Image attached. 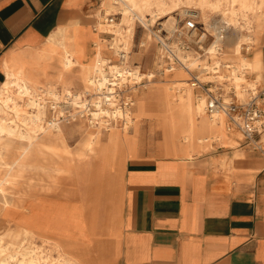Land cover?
<instances>
[{
	"label": "crops",
	"instance_id": "crops-1",
	"mask_svg": "<svg viewBox=\"0 0 264 264\" xmlns=\"http://www.w3.org/2000/svg\"><path fill=\"white\" fill-rule=\"evenodd\" d=\"M115 5L114 0H0V87L7 61L40 67L30 54L50 36L60 35L72 47L76 28L92 29ZM92 34L87 46L93 50L96 38H106ZM263 39L264 19L258 40ZM108 49L102 44L104 57L111 56ZM256 51L263 77L264 50ZM189 75L193 72L169 70L163 74L167 85L157 95L153 86L136 96L134 133L136 121L156 107L163 153L170 158L137 156L134 136L124 129L117 136L105 135L102 158L122 174L117 191L103 198L80 194L75 200L67 194L30 197L27 209L10 208L23 212L3 222L0 235L16 238L26 232L31 239L50 240L77 264H264V133L257 137L261 148L254 149L219 123L190 132L183 110L174 127L169 85ZM214 135L218 138L208 140ZM97 147L86 151L95 157ZM13 220L16 228L10 229Z\"/></svg>",
	"mask_w": 264,
	"mask_h": 264
},
{
	"label": "bare ground",
	"instance_id": "bare-ground-1",
	"mask_svg": "<svg viewBox=\"0 0 264 264\" xmlns=\"http://www.w3.org/2000/svg\"><path fill=\"white\" fill-rule=\"evenodd\" d=\"M114 2L118 6L116 5L114 8L110 7L106 9V14L104 13L103 16L99 17L98 23L102 25V29L109 30L114 35H117L111 41L109 49L112 50V56L119 60V64H111L109 58L102 55V43L98 40L95 41L97 46L96 55L87 59L85 45L88 37L87 30L81 32L77 28L74 32V46L70 47L63 44L60 35H52L40 48L31 52V60L35 64L40 65V67L36 66L32 68L24 63H15L10 60L6 62L4 66V81L0 87L1 193L4 191L5 186L10 183L12 184L16 180L27 150V145L22 146L20 153L10 155L9 151L13 139L18 138L21 142L26 141L29 145L42 136L48 138L50 135H60L61 129L57 119L54 117L50 120L47 119L48 105L45 102L46 97L51 99L50 106L55 112L59 101L65 99L69 106L84 103L81 105L84 106L81 111L83 113L89 111L86 106L87 100L81 99L78 94L73 95L72 91L69 90L70 87L78 88L79 85H88L93 91L97 92L94 100L90 101L95 110L91 112L92 121L90 123L99 120L107 130L102 132L99 129L96 132V137H92L83 142L85 151H90L92 147L99 144L100 140H103L105 135L117 136L118 133L114 132L112 126L107 125L109 120L113 121L121 118L124 121L129 120L130 123L134 124V109L132 107L121 109L115 105V99L117 97L116 87H122L126 82L138 84L143 78H147L148 82H151L156 76V73L166 74L169 70L175 68L183 69L188 73L194 69H198L200 72L199 76H201L204 73V66L207 62L212 61L213 64L221 63L223 67L231 68L229 75H218L217 77L222 80H232L233 87L238 92L243 89V84L249 88H255L260 83L259 81L262 78L261 70H258L260 52L252 53L248 51L250 50L249 45L245 44L243 47L242 44L238 43L232 52L225 53L224 55L223 48L221 52L216 50L217 40L211 43L206 49L209 55L204 54V60L193 58L190 55L186 56L178 52L176 55L184 61L185 68L175 66L169 68L164 65L165 60L163 57L166 52L165 48L167 46L174 47L175 43L173 41L167 43L164 37L159 36L158 41L164 46H159L161 54L157 58L159 70H157L158 72L147 71L146 73H142L141 68L132 67L134 61L141 60V51L133 50L136 46L134 43L133 23L139 20L144 27H148L151 21L147 18L144 19L141 15L142 9H151V12L156 17H159L156 19L165 18L164 22L167 27L165 31H167L166 33L168 35H172V31L175 30L178 14L183 15L188 11L197 12L199 21L202 23H208V19L213 10L221 13L222 19L226 22L227 27L238 26L241 18L242 23L246 25L247 22L244 18L250 14H254L257 22L261 23L264 19V0H114ZM107 14L113 16L119 15L118 20L109 22V15ZM211 20L214 19L212 18ZM216 23H210V25L214 26L213 29L220 25V22ZM123 26H126L127 29H124ZM109 27L114 28V30H111ZM226 28L222 27L225 31L223 42L226 38ZM105 30L100 33H110ZM124 30L127 35L122 34ZM246 37L249 39L250 35ZM240 39H243V36H240ZM151 44L152 35L148 34L146 40L141 41L139 46L148 47ZM242 47L246 52L242 53ZM121 52H123L122 58L120 57ZM169 58L173 60L172 55H169ZM54 62L60 65V70L53 75L51 74L50 68ZM74 69H77L76 73H74ZM247 69L255 74V77L249 81H247L248 79L246 77ZM181 81L187 80H176L169 85V94L172 98V102L169 105V113L174 127L175 123L181 122L179 117L181 110H183L187 113L186 122L190 132L192 130L199 132L201 126L208 122L219 123L220 126H224L226 130L231 131L227 128L223 116L211 118L210 116L204 115L199 120L198 115L201 112L204 113L205 110L199 105H195L192 89L185 87L183 88V94L177 95L175 92L173 93L175 88L172 89L171 86L175 85V82L179 83ZM83 93L85 94L86 91ZM136 104L138 103L136 102ZM107 119L108 121H106ZM215 138L218 137L216 135L210 136L208 140H214ZM186 140L189 139L187 138ZM17 238H14L9 233L0 235V257L5 255L0 261L2 264H77L74 259L68 258L60 246L53 256L55 262L51 261L49 259V251H52L54 246L50 240H42V245L49 248L45 250L46 255H44L43 251L39 250V248L30 249L27 246L28 244L25 238L16 241ZM54 245L57 246L56 244ZM9 250H12V252L7 253Z\"/></svg>",
	"mask_w": 264,
	"mask_h": 264
},
{
	"label": "rangeland",
	"instance_id": "rangeland-1",
	"mask_svg": "<svg viewBox=\"0 0 264 264\" xmlns=\"http://www.w3.org/2000/svg\"><path fill=\"white\" fill-rule=\"evenodd\" d=\"M118 6V5H117ZM116 7V5H115ZM180 10V9H179ZM182 10V9H181ZM151 9H142L141 15L144 19H148L151 22L148 24V27H144L139 20L134 21L133 23V35H134V43L136 46L134 47V51H141V60H136L133 62L132 67L141 68L142 73H146L149 69L150 71H154V66L152 60L155 56V48L156 50L159 48L160 44L158 42V37L160 35H165V29L167 28L165 25V18L156 19L154 13L151 12ZM106 14V13H105ZM109 15V14H107ZM177 22L181 20L182 15L178 14ZM119 15L113 16L114 21H117ZM245 16V15H244ZM218 19L220 25L218 27H227L226 22L223 21L221 13L213 10L208 19V23L204 22L206 29L211 31L213 29V25H210L211 19ZM155 20V21H154ZM244 20L247 24L242 23V18L238 22V26H229L226 28V38L222 44L224 55L225 53L232 52L237 44H242L243 47L245 44L250 46V50L252 53L259 52L257 49L264 50V39L262 42H259L258 38L261 35V30L263 27V21L261 23L257 22L254 14H250ZM181 22V21H180ZM141 24V25H140ZM177 24V23H176ZM102 25L96 22V24L91 28L87 29V40L91 37L92 32L94 31L96 34H100L101 31L105 30L101 28ZM162 27V28H161ZM164 27V28H163ZM111 30H114V28ZM106 28V29H109ZM124 29H127L126 26H123ZM175 29V28H174ZM173 29V30H174ZM158 30H160L158 32ZM107 32L112 33L109 30H105ZM165 31V32H164ZM173 32V31H172ZM156 33V34H154ZM113 34V33H112ZM123 35H127L125 30L122 32ZM152 35V44L150 47L139 46L141 41L146 40L147 35ZM167 34V33H166ZM116 35V34H115ZM115 35H107L103 34L102 37H105L106 40L102 38H96L94 40L93 46L94 49H89L86 45V58L90 59L96 55L97 46L95 41L98 40L102 44L107 45L108 48L111 44V37H115ZM250 35L248 39L246 36ZM117 36V35H116ZM240 36H243V39H240ZM246 37V38H244ZM249 43V44H248ZM242 47V53L246 52ZM111 52V56L108 53L105 57L109 58V62L111 64H119V60L112 56V50L108 49ZM204 54H207L205 52ZM203 54V55H204ZM158 56V52L156 53ZM203 55L197 53L196 56H192L197 59H205ZM209 55V54H207ZM161 56V54H159ZM212 62V61H210ZM140 63V65H139ZM221 70L219 75H229L231 68ZM263 69H264V59H263ZM60 70V65L58 63H53L50 68L51 74H56ZM197 70V71H195ZM77 69H74V73H76ZM144 71V72H143ZM193 72L192 76H188V78L184 79L187 81L175 82V85L171 86L172 89L175 88L173 93L175 94H183V88L190 87L194 88L195 95L194 103L196 106H200L204 110V93L201 88L193 87L190 81V78L195 76L199 83L201 82H221L226 87L233 86L232 80H222L218 77L215 78L216 75L208 74L204 75L202 73L201 76L198 69L192 70L189 74ZM201 77V78H199ZM247 81L253 79L255 77L254 73L246 74ZM221 80V81H220ZM225 82V83H224ZM258 85H264V71L263 77L259 81ZM145 85V86H144ZM154 85L153 93L158 94L166 87V82L164 81L163 74L156 73V76L152 79L151 82H148L147 78H143L140 83L126 82L122 87H116V99L115 105L121 109L126 107H132V109L137 106L136 99L137 95H141L145 93L151 86ZM201 85V84H200ZM202 86V85H201ZM182 87V88H181ZM207 87H210V84H207ZM137 88V89H134ZM72 94H78L81 99L87 100L86 106L89 111H85L81 113L83 110L81 106L84 103L77 105H70L65 99L59 101L58 107L56 108V112L51 108V99L46 97L47 105H48V115L47 119H52L53 117L57 119V122L60 125V135H50L48 138H38L34 140L31 144H27L26 141L21 142L18 138L13 139L11 144V149L9 154H17L20 153V148L22 146L27 145V150L24 155V159L19 170V174L16 177V180L5 186L4 193L0 192V232L2 233L5 230L6 220L11 219L13 216L17 217V215L23 211L18 212L17 210L13 212L11 211V207L14 204H18L19 208L22 210L27 209L25 202L30 198H48V199H60L62 195L67 194L70 198L75 200L77 197L80 198V194H84L85 196H94L97 195L98 198H103L110 191H117L120 183V178L122 174H119L117 170H115L113 166H107L106 162H104L102 158V151L104 149V140H100L97 151L99 154L97 156H93L92 153L85 151L83 148V142L90 138H94L97 135V131L104 132L107 130L104 128V124L100 123L99 120H92L91 112H94V108L91 105L92 100L96 96L95 91H93L88 85H79L78 88L70 87ZM86 91L84 94L83 92ZM137 92V93H136ZM203 94V95H202ZM133 100V102H132ZM130 104H129V103ZM26 109V108H25ZM148 114L144 116L142 119L136 121L137 131L134 133L133 123H130L129 120H122L121 118H117L113 121H106L107 125L112 126L115 133H118L120 130H124L131 136H134V140L136 141V145L138 147L137 156H162L163 158H170L168 155L163 153V133L162 129L159 127L158 123L155 120L157 108L149 107L147 110ZM53 113V114H52ZM205 113V112H204ZM203 112L198 115V119L201 120L204 115ZM84 116V117H83ZM135 114L133 115V117ZM208 116V115H207ZM88 117V118H87ZM90 117V118H89ZM110 128V127H109ZM108 133V131H106ZM239 136L242 135L238 132ZM64 149L66 153H62L61 149ZM82 156V157H78ZM197 157V156H195ZM128 160V159H127ZM218 160V159H217ZM66 162L70 165H64ZM2 176V171H0V178ZM14 187H13V186ZM78 195V196H77ZM90 198V197H89ZM92 201V200H89ZM3 202V203H2ZM99 202V201H98ZM8 203V204H7ZM5 205V206H4ZM25 205V206H24ZM18 212V213H17ZM2 217V218H1ZM5 219V221H4ZM21 219V217H20ZM2 222V223H1ZM5 222V223H3ZM10 229L16 228V224L14 221H10L9 224ZM26 234V235H25ZM20 237H16L17 240L26 239L27 246L31 248H39V250L43 251V254L46 255L45 250L49 249L47 246L42 245V240L31 239L27 237V233ZM53 242V249L49 251V259L53 262V256L59 249V245L55 246ZM13 250V249H12ZM12 250L7 251V253L12 252ZM64 251V250H63ZM6 253V254H7ZM5 257V255L0 257V261ZM0 264H2L0 262Z\"/></svg>",
	"mask_w": 264,
	"mask_h": 264
},
{
	"label": "built area",
	"instance_id": "built-area-1",
	"mask_svg": "<svg viewBox=\"0 0 264 264\" xmlns=\"http://www.w3.org/2000/svg\"><path fill=\"white\" fill-rule=\"evenodd\" d=\"M113 20V15H109L108 21L112 22ZM180 21L177 22L172 35L166 34L165 31L164 36L160 35L165 38V42L173 41L175 43L174 47L167 46L165 48L166 52L163 57L165 66L185 68L184 61L176 53L181 52L186 56H196L197 53L203 55L215 40L218 41L215 46L216 50L221 52L225 35L222 27L216 26L211 31L207 30L205 24L199 21L197 12L188 11L184 13ZM216 22L219 23V20L214 19L210 23ZM101 34L114 35L106 32ZM113 40L114 37H111L110 41ZM158 42L162 46V43ZM169 55H172L173 60H170ZM120 57H123V52L120 53ZM222 69L221 63L213 64L209 61L204 66L203 71L206 75H219ZM190 81L193 87L203 90L204 110L208 116L211 118L223 116L229 130L239 132L245 143L251 148H261V142L257 137L264 133V85L249 88L243 84V89L238 92L233 86L228 88L221 82L205 81L199 83L195 76L191 77ZM208 83L210 87H207Z\"/></svg>",
	"mask_w": 264,
	"mask_h": 264
}]
</instances>
